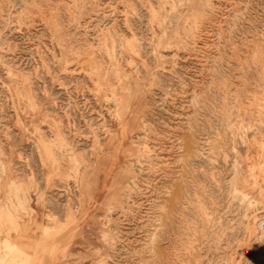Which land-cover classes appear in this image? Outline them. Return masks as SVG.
I'll list each match as a JSON object with an SVG mask.
<instances>
[{"label": "rangeland", "instance_id": "374dc122", "mask_svg": "<svg viewBox=\"0 0 264 264\" xmlns=\"http://www.w3.org/2000/svg\"><path fill=\"white\" fill-rule=\"evenodd\" d=\"M0 264H264V0H0Z\"/></svg>", "mask_w": 264, "mask_h": 264}]
</instances>
